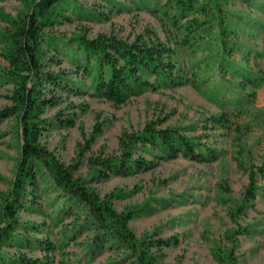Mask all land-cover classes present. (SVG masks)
<instances>
[{
    "label": "rangeland",
    "instance_id": "rangeland-1",
    "mask_svg": "<svg viewBox=\"0 0 264 264\" xmlns=\"http://www.w3.org/2000/svg\"><path fill=\"white\" fill-rule=\"evenodd\" d=\"M165 1L70 0L59 7L61 16L48 32L59 39L57 55L62 61L61 69L88 94L68 96V102L84 110L74 111L75 125L71 128L52 124L44 132L42 142L64 164L79 161L75 175L85 179L100 197L117 196L112 200L117 212H134L129 227L137 238H177L176 246L156 252L158 264H264V196L259 194L248 205L243 202L248 173L256 171L264 156V120L251 124L249 131L239 135L213 127L208 120L219 115V109L189 84L148 90L114 106L91 97L90 80L76 73L77 64L83 62L76 37L106 34L132 39L151 29L163 38L161 14L153 11ZM223 4L236 23L240 42L264 51V0H223ZM23 11V0H0V30L7 25L5 16L16 17ZM1 48L0 44V67H5ZM204 55L182 50L178 54L179 64L189 73L198 71L196 64ZM236 58L238 61L240 55ZM198 67L204 69V64ZM52 69L57 70L55 66ZM8 88L9 85L0 84V109L7 104L3 96ZM255 106L264 109V86L257 90ZM65 107L63 103L60 109ZM56 110H48L45 117L51 119ZM233 121L237 126L251 123L246 118ZM154 122L159 123V128L170 127L196 139L211 148L216 158L203 163L183 156L163 159L162 153L139 147L136 156L150 163V169L101 182L94 180L95 172L87 162L91 156L118 155V138L123 133H140L146 124ZM91 138V148L82 157L86 141ZM18 157L15 124L12 120L4 121L0 124V202L10 189ZM257 178L258 186H262L264 176ZM36 197L37 206H26L19 212V231L29 238L30 246L22 243L5 247V255H25L47 264L131 263L122 250L105 248L90 253L93 230L85 224L84 212L71 206L74 214L57 218L53 212L58 207L54 204L57 193L43 177H39ZM43 240L54 249L43 250L38 244ZM218 254L222 257L220 263L216 259Z\"/></svg>",
    "mask_w": 264,
    "mask_h": 264
},
{
    "label": "trees",
    "instance_id": "trees-1",
    "mask_svg": "<svg viewBox=\"0 0 264 264\" xmlns=\"http://www.w3.org/2000/svg\"><path fill=\"white\" fill-rule=\"evenodd\" d=\"M67 1L70 0H23L24 11L16 17L5 16L7 25L0 30L1 56L6 63L0 67V84L9 85L3 96L7 104L0 109V124L12 120L19 143L15 174L0 202V264H47L25 255L12 258L4 254V248L14 244L30 246L29 238L19 231V212L26 206H37L39 177L57 193L54 204L58 207L53 209L57 218L74 214L71 206L84 212V222L93 230L90 253L117 249L131 259L130 264H158L156 252L176 246L177 238H137L129 227L134 212H117L112 203L117 196L100 197L85 179L75 175L79 161L64 164L42 142L52 124L71 128L75 125L74 111L84 110L68 102V96L88 94L61 69L59 39L48 32L61 16L59 7ZM153 12L161 14L163 38L146 29L132 39L106 34L94 38L79 35L74 39L83 57L76 73L90 80L91 97L120 106L148 90L189 84L219 109V115L208 120L213 127L239 135L249 131L251 124L264 120V109L255 106L257 90L264 86V51L240 42L236 23L224 9L223 0H166ZM262 31L264 35V28ZM182 50L205 54L196 64L198 71L189 73L179 64ZM200 64L204 69H199ZM63 103L66 107L60 109ZM53 109L57 110L52 118L45 117ZM240 118L251 119V123L234 125L233 119ZM158 124H146L140 133H123L118 138V155L91 156L87 162L95 172L94 180L101 182L150 169V163L136 156L139 147L156 150L163 159L183 156L203 163L216 158L208 146L176 129L159 128ZM92 143L93 138L86 141L82 157ZM255 168L248 173L245 205L259 194L264 196V184H257V177L264 176V156ZM38 244L48 252L54 249L46 240ZM221 258L220 254L216 256L219 263Z\"/></svg>",
    "mask_w": 264,
    "mask_h": 264
}]
</instances>
